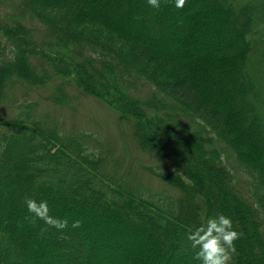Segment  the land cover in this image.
Listing matches in <instances>:
<instances>
[{
    "label": "trees",
    "instance_id": "16d2710c",
    "mask_svg": "<svg viewBox=\"0 0 264 264\" xmlns=\"http://www.w3.org/2000/svg\"><path fill=\"white\" fill-rule=\"evenodd\" d=\"M0 59V264H201L189 230L231 207L230 264H264V0H0ZM90 99L164 190L76 128Z\"/></svg>",
    "mask_w": 264,
    "mask_h": 264
},
{
    "label": "clouds",
    "instance_id": "9594fccd",
    "mask_svg": "<svg viewBox=\"0 0 264 264\" xmlns=\"http://www.w3.org/2000/svg\"><path fill=\"white\" fill-rule=\"evenodd\" d=\"M148 5L159 9L161 0H147ZM186 0H175L176 8H183ZM93 150H86L83 155H89ZM93 155L98 158L99 150H95ZM185 182L190 183L185 177H181ZM25 204L27 210L33 214V222L35 219L44 221L48 226L57 230H65L69 228L68 219H57L49 214L47 201L41 200L37 202L35 199L26 198ZM82 226L80 220H74L71 228L76 229ZM243 235L234 229L233 221L224 214H217L214 217L207 218L202 224L193 230H189L187 240L191 242V247L197 249L195 259L201 264H230L233 255L236 253L235 241Z\"/></svg>",
    "mask_w": 264,
    "mask_h": 264
},
{
    "label": "rangeland",
    "instance_id": "374dc122",
    "mask_svg": "<svg viewBox=\"0 0 264 264\" xmlns=\"http://www.w3.org/2000/svg\"><path fill=\"white\" fill-rule=\"evenodd\" d=\"M36 44L38 48H42V46L38 44L37 42ZM33 62L37 63V60L34 59ZM94 78L96 79L97 82H101L105 84L106 82H108L107 76H105L106 81L102 77L98 78L97 76H94ZM45 88L46 86L40 87V90L43 91ZM138 92L141 93L143 92V90L139 89ZM79 99L80 101H82L80 97ZM42 102L46 105L45 101H42ZM82 104L85 105V107L80 108L82 110L78 112V115L76 113L77 118L74 119V121L78 122L76 128L82 129L84 123H88L92 127H98V131L101 134L99 138L104 143L109 145L110 150L113 151L114 154L119 155L120 159L122 160V166L117 167V169L123 170L125 172L126 169L124 166H132V172L130 173V177L133 182L141 184L145 190H149L152 192L164 190L163 185L160 183L161 181L159 182L158 180H156L152 175H150L146 170L142 168L141 164L147 161V159L143 157V154L140 151L138 150L136 151L135 149H133V145L129 141L127 135L124 136L121 134V126L120 124H118V121L115 115V110L112 107L108 108L102 102H97L94 99H90L89 101H83ZM139 104L144 111L143 113L147 114L148 112H146V109L143 108V104L142 103H139ZM60 108H64V107L60 106ZM10 112H11L10 114H13L14 110ZM72 112L73 110L70 111L69 109H66L64 111L65 116L69 119H71ZM147 117L148 116L146 115L143 119H146ZM79 125L81 127H78ZM147 127L149 128L147 131L150 133L151 137L152 136L154 137L155 133L157 135L160 134L159 126L154 124V122H151L150 125ZM89 129L91 130V128ZM123 142L129 145V147H125L123 145ZM228 213L230 217H232V213H233L232 207L228 209Z\"/></svg>",
    "mask_w": 264,
    "mask_h": 264
}]
</instances>
